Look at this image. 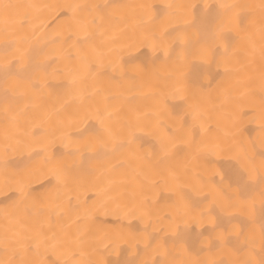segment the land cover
<instances>
[{
	"label": "bare ground",
	"instance_id": "1",
	"mask_svg": "<svg viewBox=\"0 0 264 264\" xmlns=\"http://www.w3.org/2000/svg\"><path fill=\"white\" fill-rule=\"evenodd\" d=\"M0 264H264V0H0Z\"/></svg>",
	"mask_w": 264,
	"mask_h": 264
}]
</instances>
